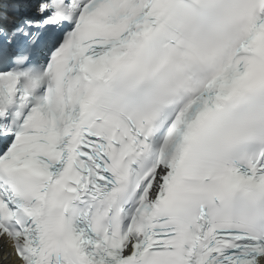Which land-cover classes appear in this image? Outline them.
<instances>
[{
	"label": "snow or ice",
	"instance_id": "snow-or-ice-1",
	"mask_svg": "<svg viewBox=\"0 0 264 264\" xmlns=\"http://www.w3.org/2000/svg\"><path fill=\"white\" fill-rule=\"evenodd\" d=\"M0 264H264V0H0Z\"/></svg>",
	"mask_w": 264,
	"mask_h": 264
}]
</instances>
